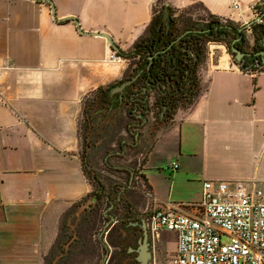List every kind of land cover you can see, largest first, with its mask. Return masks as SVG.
Masks as SVG:
<instances>
[{"label":"crops","instance_id":"obj_1","mask_svg":"<svg viewBox=\"0 0 264 264\" xmlns=\"http://www.w3.org/2000/svg\"><path fill=\"white\" fill-rule=\"evenodd\" d=\"M50 1L0 0V264H47L66 215L94 192L82 164L84 100L148 72V65L137 69L138 58L110 60L119 52L98 34L110 35L120 51H131L148 34L160 2ZM161 1L172 17L197 22L210 15L245 27L257 19L255 5L263 0H239L237 10L231 0ZM196 7L201 13L192 12ZM246 35L252 47L254 32L248 29ZM228 49L224 42L208 43L199 70L200 96L145 147L146 175L155 148L163 142L176 145L180 138L178 155L174 151L164 161L179 168L168 169L163 184L145 177L149 213L169 203L200 201L202 184L186 193L176 180L189 177L184 163L201 152H218L227 168L218 177L223 181H213L264 190V70L243 71ZM142 85L147 90V82ZM128 88L111 95L134 98L136 90Z\"/></svg>","mask_w":264,"mask_h":264},{"label":"trees","instance_id":"obj_2","mask_svg":"<svg viewBox=\"0 0 264 264\" xmlns=\"http://www.w3.org/2000/svg\"><path fill=\"white\" fill-rule=\"evenodd\" d=\"M158 3L156 4L157 7ZM165 8L166 6L163 5L159 10H155L146 37L139 39L131 51L118 53V56L123 59L134 60L138 58L137 69L144 70L145 66L148 65V72L142 74L140 79L126 90L128 92L135 89L136 92L132 93L134 98L129 97V95H122L120 99L118 94L112 96V90L118 85L115 84L88 94L84 100V121L81 126L84 139L82 164L85 176L95 185V190L66 215L61 235L55 243L47 264H66L78 250L82 251L89 241L86 231L90 225H95L97 222L95 221L97 209L104 199L109 202L115 200L116 193H118L117 188L108 193L107 186L101 179V174L93 161V151L97 147L106 142L105 146L107 145L109 148L116 141V137L111 135V129L114 126V122H112L114 113L117 111L124 112L127 118L141 117L142 120L145 119V122L150 114L153 121L157 122L158 128L149 132L151 139L144 136V140H141V148L145 152V147L154 143L157 133L169 126L180 110L192 107L200 96L202 88L199 70L205 62L208 43L224 42L229 48V52L234 55L231 52V45L235 39L240 38L235 45L241 51H252L254 54L264 51V46L261 44L262 36L258 35L259 27L261 25L264 27V0L255 5V10L262 16V23H255L251 26L256 37L252 47L247 40V31H239L241 26L238 24L223 21L210 15H206L208 18L204 17L197 22L188 20L184 16L172 17L173 13L170 7H168L169 18L163 20ZM262 59V56L254 55L250 57V62L241 68L243 71H246L245 67H249L247 70H264ZM145 82L148 85L147 92L144 91V85L140 86V83L145 84ZM141 118L137 120H141ZM98 139L102 142L97 145ZM107 152L109 153L108 149ZM142 174L147 186L146 175L144 172ZM118 198L114 203L116 207L122 206L120 209L121 216L118 217V226L116 225L115 228V230L119 229V234L115 238L119 239L120 242L117 244V239H115L111 243L116 248H120V244L126 240L122 233L125 235L129 231L123 226L140 220L139 213L135 211V208L123 197L120 198V195ZM121 231L122 233H120ZM138 231L141 232L139 228ZM98 243L100 247L107 250L108 247L103 239H99ZM126 251H123L122 248V251L120 250L110 259L109 264H138L136 258H133L128 250Z\"/></svg>","mask_w":264,"mask_h":264},{"label":"rangeland","instance_id":"obj_3","mask_svg":"<svg viewBox=\"0 0 264 264\" xmlns=\"http://www.w3.org/2000/svg\"><path fill=\"white\" fill-rule=\"evenodd\" d=\"M162 6L163 3L160 0L156 10H159ZM197 11H199L198 13H201L199 7L192 9L193 13ZM203 17L208 18L206 15ZM137 119L138 118L136 117L127 118L124 112L117 111V113H114L112 118L114 126L111 129V135L116 137V141L109 148L107 145L105 146V141V143H102V146L100 145L97 147L94 152L93 161L97 170L101 174V179L107 186L108 193H111L117 188L118 193H116L114 201H117L120 195V198L123 197L124 200L129 202L135 208V211L139 213V224H141V218L150 212L148 207L150 199L149 196H147V192L149 191L145 186L142 174L146 154L143 151V148H141V140H144V136L147 138L150 137L151 139L149 132L151 130L154 131L158 126L157 122L153 121L150 114L147 116V121L144 126L141 125L143 120L141 121ZM137 136L139 139H137ZM97 142L98 145L102 141L98 139ZM107 143H109V141H107ZM175 144L176 145L171 144L166 146V143L163 142L155 148L153 156L154 160L150 161L148 167L149 171L146 173L148 180H150L151 177L156 183L163 184L164 176L167 178L170 177L169 174H171V172L168 169H171L172 161H168V164L164 163V161L168 158L169 154L171 155L174 151H176V154L178 155V147L180 145L179 136ZM107 149L109 150V153H111L108 162L112 166H110V164L108 165L106 162L108 156V153L106 152ZM208 153L211 154V156L206 154V152H201L199 155L190 157L189 161L186 159L187 161L184 163V167L187 171L183 170V172L189 173V177L185 175L176 180V187L178 190L186 193L187 191L194 192L199 190L200 185H203L204 181L221 180V178L218 177L226 175L227 168L223 167V162L220 159L218 152L213 153L208 151ZM157 162H161L163 165L156 168L155 163ZM124 167H128L130 170L132 169V172L135 175H132L129 169V171H127L129 173L124 172ZM181 169H183L182 166ZM181 169L180 171L182 172ZM140 171L142 173H140ZM209 177L217 178L209 179ZM114 201L109 202L106 199L103 200L101 206L97 209V219L95 220L97 222L95 225H90V230L88 229L86 231V236L89 240L86 247L82 249V251L78 250L73 257H70L66 264H101L104 258H106L108 249L106 250L105 248L100 247L98 243L99 239H103V242L109 248L110 252V258H108L105 264H109L110 259L120 250L122 251V248L123 251L128 250L129 252H132L131 249L137 247V242H139L143 232H139L138 228H134L136 226L130 224L123 226L124 229L129 230L127 234L124 235L122 231L120 232L126 239L125 242L120 244V248L111 245L112 241L117 239L115 237L119 234V229L115 230L118 226L117 223L111 226L108 232L104 233V238L102 237L105 225L110 222V215H114L117 218L121 216L120 209L122 205H119L118 207L115 205V207L112 208V204H115ZM117 240L116 243L119 244L120 240ZM175 243V233L163 230L160 235V241L157 243H150L153 252L151 264H171L170 262L175 256ZM136 255V253H132L133 258H136Z\"/></svg>","mask_w":264,"mask_h":264},{"label":"built area","instance_id":"obj_4","mask_svg":"<svg viewBox=\"0 0 264 264\" xmlns=\"http://www.w3.org/2000/svg\"><path fill=\"white\" fill-rule=\"evenodd\" d=\"M239 3L231 0L232 8L239 9ZM121 59L116 53L110 56ZM178 168L171 164L174 171ZM144 219L151 243L158 242L163 230L175 233L171 264H264L262 189L238 181H204L200 201L165 204Z\"/></svg>","mask_w":264,"mask_h":264},{"label":"water","instance_id":"obj_5","mask_svg":"<svg viewBox=\"0 0 264 264\" xmlns=\"http://www.w3.org/2000/svg\"><path fill=\"white\" fill-rule=\"evenodd\" d=\"M49 3L52 4V2L50 0H47ZM169 5L166 4V8L164 10V14H163V20H167L169 18V14H170V11L168 9ZM55 11V10H54ZM262 20L261 18H257L255 19L252 23L248 24L247 26L245 27H240L239 28V31H248V29L255 23H260ZM263 25H261L259 27V31H258V35H261L262 36V40H261V44L264 46V31H263ZM98 35H102L103 37H105L109 43L111 44V47L113 50L117 51V52H120V49L118 47V45L114 42V40L111 38L110 35L108 34H98ZM240 40V38H237L234 40V42L232 43L231 45V52L234 53V57H235V60L237 63H241V66L245 65L246 64V58L247 57H252L254 55H258V56H262L263 59V63H264V51L260 52L259 54H254L252 52H243L241 51V49L239 47H237L235 44L236 42H238ZM258 63V62H257ZM246 70L249 69V67H245ZM143 71H140L138 73L137 76L133 77L132 79H129L127 81H124L122 82L119 86L115 87L112 91V93H117V92H120V93H124L125 91V88H128L129 86H131L132 84H134V82L136 81V79H138L140 77V75L142 74ZM150 85V83H148ZM115 207V204H112V208ZM118 222V218L114 215H111L110 216V222L105 225L104 227V231L102 233V237H104V233L108 232L111 228L112 225H115V223ZM132 225H138L142 232H143V235H142V238L140 239V241L138 242V246L136 249H131V251H135L137 253L136 255V261L138 264H151V260L153 259V252L151 250V246H150V236L148 234V231H147V223L145 220H142L141 221V224H139L138 222H131ZM108 249V252L106 254V258H104L103 262L101 264H105L108 260V258H110V252H109V248Z\"/></svg>","mask_w":264,"mask_h":264},{"label":"flooded vegetation","instance_id":"obj_6","mask_svg":"<svg viewBox=\"0 0 264 264\" xmlns=\"http://www.w3.org/2000/svg\"><path fill=\"white\" fill-rule=\"evenodd\" d=\"M249 52H252V51H249ZM248 62H250V57H247V58H246V63H248ZM132 85H133V84H132ZM132 85H131V86H132ZM145 92H147V90H145ZM143 121H144V123H143ZM143 121H142V124H141V125L144 126V125H145V119H144ZM110 216H111V215H110ZM118 221H119V220H118ZM137 222H138V221H137ZM138 223H139V222H138ZM115 224H116V223H115ZM112 226H113V225H112ZM138 228L141 230V228H140L139 226H138ZM141 231H142V230H141ZM147 231H148V230H147ZM148 234H149V233H148ZM141 238H142V237H141ZM141 238H140V239H141ZM139 241H140V240H139ZM137 243H138V242H137ZM137 246H138V245H137ZM136 248H137V247H136ZM136 248H132V249H136ZM107 251H108V250H107ZM129 253L132 254V253H136V252H135V251H132V252H129ZM136 254H137V253H136Z\"/></svg>","mask_w":264,"mask_h":264}]
</instances>
